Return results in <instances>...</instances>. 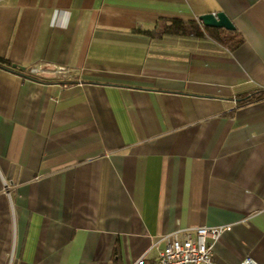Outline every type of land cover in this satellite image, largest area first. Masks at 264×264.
I'll use <instances>...</instances> for the list:
<instances>
[{"label": "crops", "instance_id": "obj_1", "mask_svg": "<svg viewBox=\"0 0 264 264\" xmlns=\"http://www.w3.org/2000/svg\"><path fill=\"white\" fill-rule=\"evenodd\" d=\"M216 11L232 50L145 32ZM0 57L40 78L0 67V264H153L200 225L264 264V0H0Z\"/></svg>", "mask_w": 264, "mask_h": 264}, {"label": "built area", "instance_id": "obj_2", "mask_svg": "<svg viewBox=\"0 0 264 264\" xmlns=\"http://www.w3.org/2000/svg\"><path fill=\"white\" fill-rule=\"evenodd\" d=\"M34 71L35 69H31ZM223 225H200L192 229H176L166 235L153 264H215L212 260V245L224 230ZM130 264H147L145 254ZM238 264H258L245 256Z\"/></svg>", "mask_w": 264, "mask_h": 264}, {"label": "trees", "instance_id": "obj_3", "mask_svg": "<svg viewBox=\"0 0 264 264\" xmlns=\"http://www.w3.org/2000/svg\"><path fill=\"white\" fill-rule=\"evenodd\" d=\"M150 35L158 33H169V34H183V35H193V36H207L216 43L227 47L232 50L242 43L243 39L239 32L235 29L228 30L222 27H207L193 20L184 21L178 18H172L170 20L159 21L153 30L145 31ZM0 67L8 68L15 71L25 77L32 79H40L37 75L31 73L26 68H20V66L13 67L12 63L8 60L0 57ZM63 83H68L69 81L63 80ZM264 94V89L259 90L255 93V96H261Z\"/></svg>", "mask_w": 264, "mask_h": 264}, {"label": "water", "instance_id": "obj_4", "mask_svg": "<svg viewBox=\"0 0 264 264\" xmlns=\"http://www.w3.org/2000/svg\"><path fill=\"white\" fill-rule=\"evenodd\" d=\"M199 22L207 27H222L224 29L232 30L234 25L230 18L223 11L207 12L197 16ZM13 67L18 65L12 64ZM20 68H22L20 66Z\"/></svg>", "mask_w": 264, "mask_h": 264}]
</instances>
